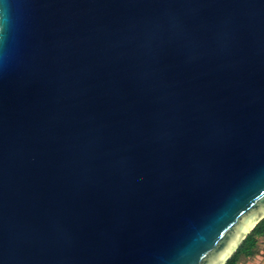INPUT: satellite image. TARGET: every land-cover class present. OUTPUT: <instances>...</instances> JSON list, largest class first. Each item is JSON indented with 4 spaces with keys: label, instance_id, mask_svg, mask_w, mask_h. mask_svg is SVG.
Masks as SVG:
<instances>
[{
    "label": "water",
    "instance_id": "95a60500",
    "mask_svg": "<svg viewBox=\"0 0 264 264\" xmlns=\"http://www.w3.org/2000/svg\"><path fill=\"white\" fill-rule=\"evenodd\" d=\"M262 219L264 0H0V264H226Z\"/></svg>",
    "mask_w": 264,
    "mask_h": 264
},
{
    "label": "trees",
    "instance_id": "16d2710c",
    "mask_svg": "<svg viewBox=\"0 0 264 264\" xmlns=\"http://www.w3.org/2000/svg\"><path fill=\"white\" fill-rule=\"evenodd\" d=\"M261 243L264 244V219L257 223L226 264H239L257 255Z\"/></svg>",
    "mask_w": 264,
    "mask_h": 264
},
{
    "label": "crops",
    "instance_id": "0c3cea01",
    "mask_svg": "<svg viewBox=\"0 0 264 264\" xmlns=\"http://www.w3.org/2000/svg\"><path fill=\"white\" fill-rule=\"evenodd\" d=\"M240 264H264V258H263V256H259V254H257V255H255V257L252 260H247V261H244Z\"/></svg>",
    "mask_w": 264,
    "mask_h": 264
},
{
    "label": "rangeland",
    "instance_id": "374dc122",
    "mask_svg": "<svg viewBox=\"0 0 264 264\" xmlns=\"http://www.w3.org/2000/svg\"><path fill=\"white\" fill-rule=\"evenodd\" d=\"M260 241L263 242L262 239H261ZM260 251H261V252H260ZM257 254H259V256H263V258H264V244H263V243L260 244V246H259V252H258ZM254 257H255V256H253V257H251V258H249V259H247V260H252ZM255 259H256V258H255ZM247 260H246V261H247ZM239 264H240V263H239Z\"/></svg>",
    "mask_w": 264,
    "mask_h": 264
},
{
    "label": "snow or ice",
    "instance_id": "6c2138e0",
    "mask_svg": "<svg viewBox=\"0 0 264 264\" xmlns=\"http://www.w3.org/2000/svg\"><path fill=\"white\" fill-rule=\"evenodd\" d=\"M238 242V241H237Z\"/></svg>",
    "mask_w": 264,
    "mask_h": 264
}]
</instances>
